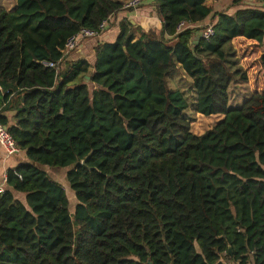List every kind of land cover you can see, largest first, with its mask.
<instances>
[{
  "label": "trees",
  "instance_id": "obj_1",
  "mask_svg": "<svg viewBox=\"0 0 264 264\" xmlns=\"http://www.w3.org/2000/svg\"><path fill=\"white\" fill-rule=\"evenodd\" d=\"M209 1L144 2L161 24L136 38L125 18L93 64L62 59L66 41L110 23L121 3L0 6V124L26 152L7 172L13 191L0 192V264H264V9L234 0L243 7L215 12ZM211 15L208 40L194 42L204 26L177 30ZM244 44L257 49L256 76L238 56ZM180 68L195 111L223 115L202 134L170 86ZM240 80L251 96L230 109ZM48 168H67L73 209Z\"/></svg>",
  "mask_w": 264,
  "mask_h": 264
},
{
  "label": "crops",
  "instance_id": "obj_2",
  "mask_svg": "<svg viewBox=\"0 0 264 264\" xmlns=\"http://www.w3.org/2000/svg\"><path fill=\"white\" fill-rule=\"evenodd\" d=\"M115 2L121 3L123 6L128 3L130 0H114ZM239 1V0H238ZM241 3L247 4H257V1L253 0H240ZM244 3H243V2ZM209 3L213 6L214 11H223L229 10L230 12H234L239 8H242L243 5L237 4L234 5V0H210ZM240 3V2H239ZM211 15L203 22L197 23V27L205 26L207 24H211ZM129 19L130 21L136 23L137 27L140 28V31L137 32L136 38L140 37L141 33L144 32L147 28L154 25H160L161 21L159 17L154 13L153 9L150 6H141L137 9H124L114 16L108 25V28L102 33L101 36L96 37L95 40H85L83 41L75 51H73L67 59H80L85 58L90 63H94L95 61V53H94V46L98 42H112L115 41L119 34V24L124 19ZM14 113H10L8 115H13ZM13 120V119H12ZM26 161V152L22 151L21 154L17 155H9L0 145V185H2L5 189L12 190L7 185L5 181V177L7 176V172L11 168L17 167L20 163ZM13 191V190H12ZM15 197L26 204V195L21 192H14Z\"/></svg>",
  "mask_w": 264,
  "mask_h": 264
},
{
  "label": "rangeland",
  "instance_id": "obj_3",
  "mask_svg": "<svg viewBox=\"0 0 264 264\" xmlns=\"http://www.w3.org/2000/svg\"><path fill=\"white\" fill-rule=\"evenodd\" d=\"M0 6L6 8L9 11H12L16 6V0H0ZM95 39L97 38H93V40ZM238 47L239 50L237 49V53L240 61L242 62L243 60L244 63H246L247 66L250 67V71L252 72L251 75L254 74L256 76L258 71L260 70L257 60V49H255L253 46H250L249 44H244L243 47L242 45H240ZM244 56H248V59H242ZM172 74L175 75L170 80V86L174 90H180L182 92L185 91L184 93L188 97L190 108L185 111L184 115L187 119L190 120L193 132L202 134L221 122V120L223 119V115H203L195 111L194 105H196V93L193 89V87L195 88L193 79L188 77L181 68ZM251 92L252 89L248 82L240 80V82L237 81L233 83L230 88L231 99L229 102V108L238 109L242 107L243 104L250 98ZM48 171L53 176L58 178L65 186L71 201V208L73 209L77 201L74 191L69 188V183L66 177L67 168H48Z\"/></svg>",
  "mask_w": 264,
  "mask_h": 264
},
{
  "label": "built area",
  "instance_id": "obj_4",
  "mask_svg": "<svg viewBox=\"0 0 264 264\" xmlns=\"http://www.w3.org/2000/svg\"><path fill=\"white\" fill-rule=\"evenodd\" d=\"M149 0H130L126 3L123 8L124 9H137L141 4ZM257 1V4L260 5V8L264 9V0H253ZM109 22L105 20L101 23L98 30H93L89 28H81L76 34L69 37L66 41L65 47L63 48V57L62 59H67L69 55L77 49V47L87 39H93L102 35V33L108 28ZM196 25H192L185 21H182L178 26V31H183L186 28L193 27ZM205 29L202 30V38L205 40L210 39L214 34V26L213 24H207L204 26ZM49 67H58V63L49 62L46 63ZM0 145L9 155H17L21 154L22 150L16 144L14 138L10 134L8 127L0 124ZM7 180V176L5 177V181ZM6 189L0 185V192H4Z\"/></svg>",
  "mask_w": 264,
  "mask_h": 264
},
{
  "label": "water",
  "instance_id": "obj_5",
  "mask_svg": "<svg viewBox=\"0 0 264 264\" xmlns=\"http://www.w3.org/2000/svg\"><path fill=\"white\" fill-rule=\"evenodd\" d=\"M202 38V31H200V32H198L197 33V36H196V38L194 39V42L195 43H197L200 39ZM92 71H93V69L91 68L90 69V71H89V73L87 74V79H89L90 78V76H91V74H92ZM91 156V153L83 160V162H82V164H86L87 163V160L89 159V157ZM230 253L232 254L233 252H232V247H230Z\"/></svg>",
  "mask_w": 264,
  "mask_h": 264
}]
</instances>
